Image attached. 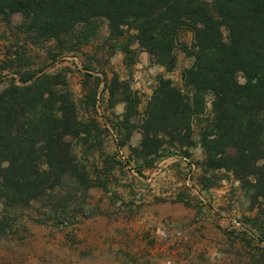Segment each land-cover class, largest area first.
<instances>
[{"label": "trees", "instance_id": "16d2710c", "mask_svg": "<svg viewBox=\"0 0 264 264\" xmlns=\"http://www.w3.org/2000/svg\"><path fill=\"white\" fill-rule=\"evenodd\" d=\"M16 13L25 40L43 45L52 59L89 44L100 19L114 49L137 55L138 43L168 72L181 47L193 58L183 86L161 75L143 111L127 79L105 77L108 107L125 105L116 123L121 145L140 131L131 151L148 164L200 145L205 173L226 170L255 201L264 200V0H0V22L11 23ZM187 31L191 44L182 40ZM26 50L9 65L19 80L0 90L1 232L10 215L36 202L38 222L75 221L95 186L76 148H94L99 123L80 116L60 74L26 69Z\"/></svg>", "mask_w": 264, "mask_h": 264}, {"label": "rangeland", "instance_id": "374dc122", "mask_svg": "<svg viewBox=\"0 0 264 264\" xmlns=\"http://www.w3.org/2000/svg\"><path fill=\"white\" fill-rule=\"evenodd\" d=\"M21 21L22 14L16 13L11 23L0 22V90L11 78L19 80L9 65L16 51L26 48L29 64L25 68L43 69L38 74H60L80 116L95 118L101 133L92 140L95 145L88 154L85 148H76L95 183L82 216L60 225L41 223L36 221L40 202L10 215L4 221L8 229L0 231V264H181V249L194 251L196 264H264V200L255 201L226 170L205 173L200 145L186 154L197 164L192 184L186 181L183 164L175 168L160 162L148 164L132 153L131 147L140 143V131L121 145L123 135L116 123L125 105L108 107L105 77L110 80L118 74L127 79L139 92L143 111L161 75L183 86L182 71L193 58L179 47L177 66L168 72L152 63L138 43L132 45L137 55L114 49L108 22L100 19L98 33L89 44L52 59L43 45L25 40ZM182 40L191 44L192 33L187 31ZM124 157L137 173L129 171ZM155 167L160 171L152 176ZM181 195L196 207L193 215L181 208ZM183 213L191 216L187 233L181 229ZM229 217L248 223L251 233L229 230Z\"/></svg>", "mask_w": 264, "mask_h": 264}, {"label": "built area", "instance_id": "2783aa9c", "mask_svg": "<svg viewBox=\"0 0 264 264\" xmlns=\"http://www.w3.org/2000/svg\"><path fill=\"white\" fill-rule=\"evenodd\" d=\"M124 161L126 163V167L129 169L131 173H137L138 170L130 165V162H128L127 157H124ZM180 161L184 165L182 167L183 173L185 175L186 181L188 184H192L193 178L195 175V172L197 171V164L189 155L182 154L180 156ZM160 171V168L155 167L152 171V176L156 175ZM205 204H208V201L206 199H203ZM227 224L228 228L231 231H237V232H245V233H251V227L248 225V223L235 218V217H229L227 218Z\"/></svg>", "mask_w": 264, "mask_h": 264}, {"label": "crops", "instance_id": "0c3cea01", "mask_svg": "<svg viewBox=\"0 0 264 264\" xmlns=\"http://www.w3.org/2000/svg\"><path fill=\"white\" fill-rule=\"evenodd\" d=\"M182 155V153H173L171 155H168L166 157L160 158L158 159L155 163L160 162V163H166L167 165L175 168L177 167L179 164H181L182 167V163L180 161V156ZM191 205H193V203H189V202H185V198L181 195V208L184 207L185 209V213H189L191 215H193V213H195L196 207L193 208ZM199 213V211H198ZM203 215V212L200 213V216L198 218H200ZM191 216H187L181 214V229H183L184 233H187L188 230L191 229L192 226H190L188 223L191 221L190 219ZM200 223H202V221H199ZM195 252L194 251H190L189 249H181V264H196V258L194 257Z\"/></svg>", "mask_w": 264, "mask_h": 264}]
</instances>
